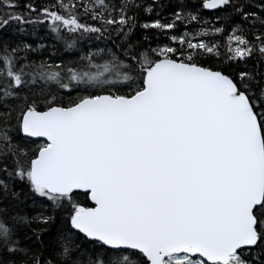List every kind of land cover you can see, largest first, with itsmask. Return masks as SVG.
Returning a JSON list of instances; mask_svg holds the SVG:
<instances>
[{"label": "snow or ice", "instance_id": "1", "mask_svg": "<svg viewBox=\"0 0 264 264\" xmlns=\"http://www.w3.org/2000/svg\"><path fill=\"white\" fill-rule=\"evenodd\" d=\"M0 264H264V0H0Z\"/></svg>", "mask_w": 264, "mask_h": 264}, {"label": "trees", "instance_id": "2", "mask_svg": "<svg viewBox=\"0 0 264 264\" xmlns=\"http://www.w3.org/2000/svg\"><path fill=\"white\" fill-rule=\"evenodd\" d=\"M47 42L48 43H52L53 41L51 40V38H49V40ZM80 43H86V41H81ZM57 47L58 48H62V45H57ZM50 51H49V54H50ZM57 54H63V55H66V56H71V55H73V52H58Z\"/></svg>", "mask_w": 264, "mask_h": 264}]
</instances>
